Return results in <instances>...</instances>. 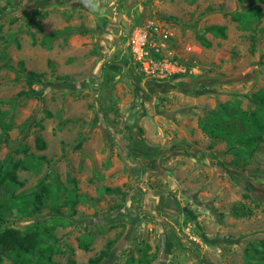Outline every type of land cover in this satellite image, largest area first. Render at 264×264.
I'll return each instance as SVG.
<instances>
[{"label": "rangeland", "instance_id": "1", "mask_svg": "<svg viewBox=\"0 0 264 264\" xmlns=\"http://www.w3.org/2000/svg\"><path fill=\"white\" fill-rule=\"evenodd\" d=\"M257 6L264 11L258 0H0V112L12 123L0 125V166L21 161L16 194L59 188L56 207L10 209L0 236L40 225L56 264H89L115 238L100 264H139L144 254L157 255L149 264H264V140L244 149L201 128L223 105L264 108L255 97L264 16L245 26L232 17ZM20 61L43 80L29 84ZM6 252L2 264H14Z\"/></svg>", "mask_w": 264, "mask_h": 264}, {"label": "trees", "instance_id": "2", "mask_svg": "<svg viewBox=\"0 0 264 264\" xmlns=\"http://www.w3.org/2000/svg\"><path fill=\"white\" fill-rule=\"evenodd\" d=\"M242 2L249 0H240ZM263 1L264 0H258ZM264 16V11L260 6L253 7L245 12H237L232 17L241 25L261 18ZM207 31L211 32L215 37L226 38V27L224 25H211L207 27ZM1 32V26H0ZM202 43L209 47L211 42L206 38H202ZM21 69L26 72V78L29 84L43 80V73L33 70H28L23 61H20ZM256 101L264 104V92L255 95ZM235 119L240 127L233 125L232 120ZM0 125L5 131L12 127L11 122L4 120V114L0 112ZM202 130L211 138L226 140L230 145H241L245 148L256 147L259 141L264 140V108L258 107L255 110L243 109L240 106L223 105L221 108L212 112L207 120L201 124ZM39 149H45L46 143L41 136L36 138ZM21 161L12 162L10 166L4 168L0 166V220L6 221L5 214L10 209H17L22 216H32L39 212L44 205L56 207L58 205L59 188L55 185H45L37 190L26 193H14V190L21 185L18 177V168ZM12 190V191H11ZM74 192L65 197V205L69 209H74L79 201V196L76 193L77 184L74 181ZM106 191L120 193L119 188H106ZM11 192L13 201L7 205L8 200L5 199L4 193ZM49 236L48 231L40 225H35L30 228L24 235H17L12 231H7L0 236V247L7 250L6 254L13 260L14 264H56L53 259V254L58 252V249L50 247L46 242V237ZM117 238L109 240L105 247L93 257L89 258V264H100L104 259L108 258L111 250L116 243ZM92 244V239L83 238L79 243V247L84 250H89ZM256 252L262 255L264 260V240L261 242V248L256 249ZM155 254L148 258L146 254L142 255L139 264H149L156 259ZM0 264H2V256L0 253Z\"/></svg>", "mask_w": 264, "mask_h": 264}]
</instances>
